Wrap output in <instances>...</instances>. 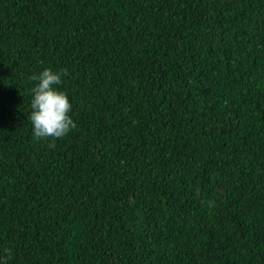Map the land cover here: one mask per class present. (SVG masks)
Returning a JSON list of instances; mask_svg holds the SVG:
<instances>
[{
	"label": "trees",
	"instance_id": "obj_1",
	"mask_svg": "<svg viewBox=\"0 0 264 264\" xmlns=\"http://www.w3.org/2000/svg\"><path fill=\"white\" fill-rule=\"evenodd\" d=\"M0 264H264V0H0Z\"/></svg>",
	"mask_w": 264,
	"mask_h": 264
},
{
	"label": "clouds",
	"instance_id": "obj_2",
	"mask_svg": "<svg viewBox=\"0 0 264 264\" xmlns=\"http://www.w3.org/2000/svg\"><path fill=\"white\" fill-rule=\"evenodd\" d=\"M63 74L46 68L31 77L37 83L31 89L32 111L29 120L37 139L51 138L55 141L65 137L76 127L70 115L72 104L68 95L57 87L61 84ZM54 146V143L50 145Z\"/></svg>",
	"mask_w": 264,
	"mask_h": 264
}]
</instances>
